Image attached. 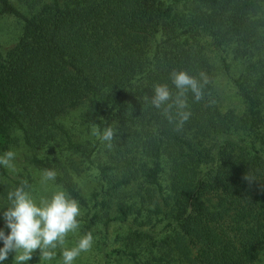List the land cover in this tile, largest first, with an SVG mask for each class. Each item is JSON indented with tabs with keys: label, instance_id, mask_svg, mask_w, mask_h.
<instances>
[{
	"label": "trees",
	"instance_id": "1",
	"mask_svg": "<svg viewBox=\"0 0 264 264\" xmlns=\"http://www.w3.org/2000/svg\"><path fill=\"white\" fill-rule=\"evenodd\" d=\"M2 16L21 21L23 31L0 51V155L20 142L32 152L61 142L94 163L98 146L74 142L59 122L86 106V121L118 131L94 195L97 203L105 196L107 226L128 224L134 213L166 222L152 227L156 264H264V0H0ZM203 37L235 46L245 64L236 80L242 114L218 104ZM173 71L208 80L199 102L187 94L190 117L179 131L177 109L170 122L151 102L156 85L175 98ZM32 163L51 167L38 155ZM65 185L81 200L75 184ZM21 186L28 183L0 165L4 225L8 193ZM142 234L138 226L132 240Z\"/></svg>",
	"mask_w": 264,
	"mask_h": 264
},
{
	"label": "rangeland",
	"instance_id": "2",
	"mask_svg": "<svg viewBox=\"0 0 264 264\" xmlns=\"http://www.w3.org/2000/svg\"><path fill=\"white\" fill-rule=\"evenodd\" d=\"M22 31L23 24L18 19L10 16L0 17V51L5 54L13 47L22 35ZM199 44L204 48L207 57L215 67L217 73L215 98L221 109L233 110L237 114H242L245 106L238 93L236 80L241 77L246 66L243 61L235 58V46L219 48L214 45L212 39L207 37H203ZM223 57L227 59L228 71L224 69ZM86 109V106H81L70 110L59 118V122L64 125L74 142L89 145L91 149L98 146L93 156L94 163H91L86 155L65 150L61 142L49 146L41 144L36 152L29 151L21 142L12 148L16 156L12 162L13 168H7L8 176L11 180L28 183L26 192L38 206L42 200L50 201L55 192L63 191L69 199L77 201L80 207V215L77 218L79 228L68 233L63 245L58 244L55 249H47L54 253L53 258L44 259L40 250H37L33 253L32 259L24 264H63V250L75 247L79 239L88 232L93 235V246L88 252L82 253L74 264H156L154 258L160 254L156 247L157 238L153 233L155 230L152 227L157 224V231H160L166 222L158 223L157 219H150L147 216L138 218L134 213L129 217L128 224L113 222L109 226L106 225V209L100 204L105 196L100 194L99 203H97L94 195L102 188L103 181L98 165L106 160L109 147L107 142H102L100 135L97 134L102 135L104 130L101 131L99 125L86 121ZM117 132V130L114 131L115 134ZM34 155H38L40 159L51 164L49 169L56 172L54 181H43V173L48 169L35 166L32 163ZM66 182L75 184V190L81 195V200L72 197L66 188ZM110 215L114 217L117 213L113 209ZM131 225H134L133 230ZM137 225L147 232V235L142 234L140 241L132 240ZM0 229L6 230L2 219ZM116 251H121V253H116ZM18 254L16 252L11 264H16L15 257Z\"/></svg>",
	"mask_w": 264,
	"mask_h": 264
},
{
	"label": "clouds",
	"instance_id": "3",
	"mask_svg": "<svg viewBox=\"0 0 264 264\" xmlns=\"http://www.w3.org/2000/svg\"><path fill=\"white\" fill-rule=\"evenodd\" d=\"M173 85L177 89L173 99L167 85H156L154 95L151 98L153 106L163 108L164 114L169 121H173L171 109H177L179 122L177 131L181 130L185 121L190 117L187 94L191 92L193 99L199 102L203 98V87L208 80L204 73L200 74V79L189 75L186 71H173L170 76ZM102 142H107L111 147L114 137V129L106 128L102 135ZM16 153L13 150L6 151L0 155V165L6 168H13V161ZM56 172L52 169L45 170L43 181H54ZM248 183L252 179L243 177ZM26 185V182H25ZM8 200L11 206L3 211L5 227L10 229L6 234L4 229H0V262L6 260L10 253L17 252L16 264H24L32 259V255L40 250L44 259H52L54 253L47 249H55L57 245H63L69 232H74L79 228L78 216L80 207L77 201L69 199L65 192L58 191L53 194L51 200H42L38 206L25 191V186L17 187L8 193ZM94 243L91 232L84 234L75 247L65 248L62 252L63 264H74V261L82 254L88 252ZM22 250V251H21Z\"/></svg>",
	"mask_w": 264,
	"mask_h": 264
}]
</instances>
